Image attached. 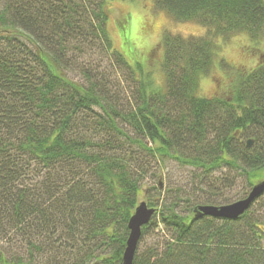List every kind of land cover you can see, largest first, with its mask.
<instances>
[{
  "label": "trees",
  "instance_id": "obj_1",
  "mask_svg": "<svg viewBox=\"0 0 264 264\" xmlns=\"http://www.w3.org/2000/svg\"><path fill=\"white\" fill-rule=\"evenodd\" d=\"M154 5L205 32L163 33L165 90L149 92L142 65L144 78L113 47L106 0H0V239L11 249L0 264H68L79 242L87 264H121L144 180L166 158L203 176L234 169L250 188L264 178V61L232 67L231 86L212 97L198 92L217 36H262L264 0ZM105 56L138 76L127 108L103 86ZM193 194L182 209L144 200L155 213L140 239L158 225L169 235L133 264H264V192L236 219L197 217V205L230 202Z\"/></svg>",
  "mask_w": 264,
  "mask_h": 264
},
{
  "label": "rangeland",
  "instance_id": "obj_2",
  "mask_svg": "<svg viewBox=\"0 0 264 264\" xmlns=\"http://www.w3.org/2000/svg\"><path fill=\"white\" fill-rule=\"evenodd\" d=\"M154 1L106 0L108 9L107 31L113 47L141 76L136 63L142 65V72L147 81V75L149 76V86L152 84L155 74L161 73L164 77L162 69L164 50L161 45L163 33L170 31L201 35L200 29H205L194 21L175 20L164 10L156 8ZM262 36H264V31ZM232 37L233 34L228 38H221L220 43H216L215 39L217 54L210 71L202 77L211 78L216 87L211 93L207 92L204 81L200 78L198 90L200 96L212 97L222 90L224 83L219 75L220 72L225 73L230 79L232 67L237 70L245 69L243 66H236L232 63V57L237 50L250 54L259 53V50L254 46L242 45L239 41L233 40ZM249 39L251 38L249 37ZM259 55L260 62L264 61V53H259ZM112 64L105 56L98 67V72L105 74L103 86L112 96V99L117 101L120 108H127L134 102L138 87L135 77L138 78V76L130 73L126 69L127 67L119 68ZM121 125L129 129L126 124L122 123ZM159 165V167L151 168L150 174L145 178L143 187L145 191L143 189L140 194V200L158 198L160 195L167 202L175 199L178 207L182 209L183 207L187 208L193 202L192 200L189 201L191 196L194 197L193 192L197 196L195 200L200 201L199 203H203L201 201L204 199L225 203L242 198L250 188L245 177L234 169L216 171L209 176H203L200 171L193 170L191 166L181 165L173 159L166 158ZM200 176L204 178H200ZM259 180L255 181L258 182ZM255 181L254 183H256ZM168 235L167 230L158 225L157 228L139 240L137 252L141 253L146 248L157 244L161 246ZM262 245L264 247V239H262ZM82 246V243L79 242L75 245L74 250H66L69 259L68 264H87L85 257L87 248L80 252ZM108 249L107 245L100 244L97 253L106 252ZM0 250L7 255L11 249L0 239ZM35 258L36 261H39L37 253ZM40 262L43 263L42 258Z\"/></svg>",
  "mask_w": 264,
  "mask_h": 264
},
{
  "label": "water",
  "instance_id": "obj_3",
  "mask_svg": "<svg viewBox=\"0 0 264 264\" xmlns=\"http://www.w3.org/2000/svg\"><path fill=\"white\" fill-rule=\"evenodd\" d=\"M251 144L252 139H248L247 146ZM263 192L264 178L254 183L243 198L222 205L200 204L194 208V213L197 217L210 216L219 219H236L249 209ZM154 213L155 208L149 207L144 200L139 201L135 206L134 212L131 214L127 223L129 232L125 242L121 264H133V259L141 237L142 226L150 221Z\"/></svg>",
  "mask_w": 264,
  "mask_h": 264
},
{
  "label": "clouds",
  "instance_id": "obj_4",
  "mask_svg": "<svg viewBox=\"0 0 264 264\" xmlns=\"http://www.w3.org/2000/svg\"><path fill=\"white\" fill-rule=\"evenodd\" d=\"M205 32V29H200V34L203 35ZM233 40L239 41L242 45L246 46H254L256 49L259 50V53H264V36H261L259 40H251L248 37L247 33H233ZM221 37H216V43H220ZM258 54H250L246 52H241L237 50L236 54L232 57V63L236 66H243L248 72H254L258 69L260 66V55ZM219 75L223 79L224 87H230L231 81L228 78V76L220 72ZM201 79L204 81L205 90L209 93L212 92V90L215 89V84L213 83L212 79L209 77H201ZM165 90V79L161 73L155 74L153 77V82L149 86L148 91L152 92L153 90Z\"/></svg>",
  "mask_w": 264,
  "mask_h": 264
}]
</instances>
